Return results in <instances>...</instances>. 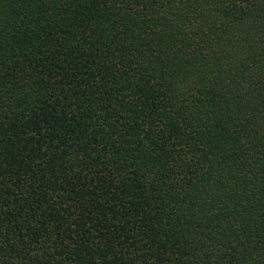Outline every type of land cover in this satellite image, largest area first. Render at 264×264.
<instances>
[{"label": "trees", "instance_id": "obj_1", "mask_svg": "<svg viewBox=\"0 0 264 264\" xmlns=\"http://www.w3.org/2000/svg\"><path fill=\"white\" fill-rule=\"evenodd\" d=\"M0 264H264V0H0Z\"/></svg>", "mask_w": 264, "mask_h": 264}]
</instances>
